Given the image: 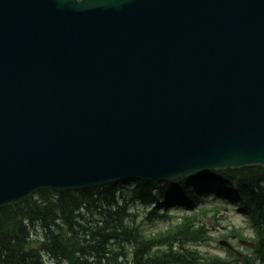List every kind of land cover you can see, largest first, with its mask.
<instances>
[{
	"label": "water",
	"instance_id": "water-1",
	"mask_svg": "<svg viewBox=\"0 0 264 264\" xmlns=\"http://www.w3.org/2000/svg\"><path fill=\"white\" fill-rule=\"evenodd\" d=\"M254 165L264 0H0V208Z\"/></svg>",
	"mask_w": 264,
	"mask_h": 264
},
{
	"label": "trees",
	"instance_id": "trees-1",
	"mask_svg": "<svg viewBox=\"0 0 264 264\" xmlns=\"http://www.w3.org/2000/svg\"><path fill=\"white\" fill-rule=\"evenodd\" d=\"M128 182L119 184L123 188L108 184L82 191L39 190L2 207L0 264H46L44 256L56 264H206L196 250L183 244L196 239L190 223L168 232L164 237L168 248L153 252L154 241L144 236L140 224L130 222L132 215L121 204L137 201L150 205L147 216L157 219L165 217L172 207L192 208L193 203L207 197L206 191L222 198L230 194L233 207L253 225L258 237L255 251L264 259V168L205 171L189 178L135 181L131 188L124 187ZM113 241L131 244V259L110 250ZM122 256L125 260L119 262Z\"/></svg>",
	"mask_w": 264,
	"mask_h": 264
},
{
	"label": "rangeland",
	"instance_id": "rangeland-1",
	"mask_svg": "<svg viewBox=\"0 0 264 264\" xmlns=\"http://www.w3.org/2000/svg\"><path fill=\"white\" fill-rule=\"evenodd\" d=\"M127 186L131 187L132 185L129 183ZM205 196L207 198H204L203 201L195 203L193 210H188L187 206L180 205L177 208L169 209L170 216L153 221L145 218L147 207L144 208L137 204L131 208V211L137 216L136 220L141 222L140 226L144 236L152 238L153 234L163 232L159 236L163 245L169 243L164 238L170 234H167L168 232L186 222L190 223L193 237L196 239L183 244L185 247L196 250L198 256L203 257L206 264H264V259H261L262 253L258 250L255 251L258 237L253 225L242 213H239L230 203L223 201L221 197H214L212 192L208 193L207 191ZM32 237H38V235L32 233ZM240 240L251 242L253 246L240 244ZM222 242L227 243L229 247L224 246ZM261 246L264 255V241ZM156 248L161 252L162 249L168 247L165 245ZM109 249L114 253H124L127 260L132 256L131 244L113 241ZM122 260H125L124 257H119L118 261L122 262ZM47 264H55V262L52 263L48 260Z\"/></svg>",
	"mask_w": 264,
	"mask_h": 264
},
{
	"label": "bare ground",
	"instance_id": "bare-ground-1",
	"mask_svg": "<svg viewBox=\"0 0 264 264\" xmlns=\"http://www.w3.org/2000/svg\"><path fill=\"white\" fill-rule=\"evenodd\" d=\"M47 264V263H46Z\"/></svg>",
	"mask_w": 264,
	"mask_h": 264
}]
</instances>
